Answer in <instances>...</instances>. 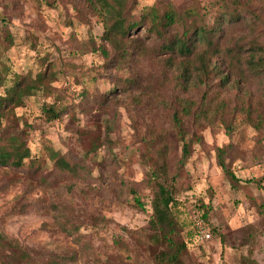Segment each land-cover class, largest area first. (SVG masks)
Masks as SVG:
<instances>
[{
	"label": "rangeland",
	"instance_id": "rangeland-1",
	"mask_svg": "<svg viewBox=\"0 0 264 264\" xmlns=\"http://www.w3.org/2000/svg\"><path fill=\"white\" fill-rule=\"evenodd\" d=\"M137 1L135 13L141 16L156 0ZM171 1L180 8L188 4V0ZM73 2L87 13L83 4ZM202 3L207 5L211 0ZM254 4L260 1L254 0ZM89 17L90 22L81 21L71 0H57L52 5L46 0H0V51L11 37L13 46L3 52L11 71L35 74L47 61L59 72L53 91L26 97L24 106L8 112L0 132L21 134L32 156L46 167L44 175L48 178L53 177L47 146L89 169L82 178L59 177L49 186L37 184L26 194V212L12 214L15 200L27 188V175L0 168V232L17 239L33 254H77L78 260L69 264H93L90 258L103 263L109 258L115 261L117 253L123 254L128 263L150 264L148 255L137 249L126 229H139L149 221L151 192L139 183L145 177L144 162H148L147 139L150 129L172 131L171 115L153 101L140 106L125 95L117 96L118 104L89 102L75 106L77 95L85 88L100 95L122 75L111 65L105 68L103 56L87 49L91 39L98 43L104 32L103 23ZM233 35L251 37L245 24L239 25ZM139 67L146 73H157L160 68L147 59ZM233 93L222 97L236 104ZM254 95L259 97L258 93ZM192 96L197 98L198 93ZM167 98L172 99V89H168ZM52 105H67L61 119L46 118L44 107ZM233 123L232 134L220 122L192 130L201 142L184 167L183 178L178 179V205L173 209L185 224V233L191 230L194 212L200 208L208 210L206 223L213 230L210 240L192 236L183 256L188 264H264V127L256 129L241 113L235 114ZM108 133L112 151L103 144L85 156L92 141ZM174 144L171 163L180 157V144ZM226 146L230 147L226 161L239 178L235 184L217 164L216 151ZM124 184L139 189L145 210L133 206L130 196L119 195ZM58 199L66 201L74 216L85 222L81 232L90 244L87 255H82L80 244L56 224L54 212L45 208ZM121 238L127 240L131 250L119 251L115 241Z\"/></svg>",
	"mask_w": 264,
	"mask_h": 264
},
{
	"label": "trees",
	"instance_id": "trees-1",
	"mask_svg": "<svg viewBox=\"0 0 264 264\" xmlns=\"http://www.w3.org/2000/svg\"><path fill=\"white\" fill-rule=\"evenodd\" d=\"M56 1L46 0L50 5ZM259 1L260 4L255 5L254 0H211L204 5L202 0H188V4L180 8L171 0H156L140 16L135 13L137 0H77L87 13L71 0L81 21L88 23L89 16H93L104 25L100 41L91 39V47L87 49L103 56L105 68L111 65L122 74L110 90L100 95L85 88L77 95L75 106L89 102L118 104L117 96L125 95L137 105L153 101L170 111L172 131L150 129L147 139L148 162H144L145 177L139 183L141 188L151 192L149 221L139 229H126L137 249L148 255L150 264H188L184 253L192 236H198L194 221L191 230L185 233V224L179 221L173 209L178 205V179L183 178L184 167L195 146L201 142L192 130L203 124L212 127L220 122L232 134L236 113H241L256 129L264 127V0ZM241 24L249 28V39L233 35ZM13 44V39L8 37L0 51V88L3 89L0 128L8 112L24 106L26 97L39 91L49 94L59 79L55 65L47 61H43V67L35 74L12 72L3 52ZM144 59L157 63L159 71L140 70L139 64ZM168 89H172L171 100L167 98ZM195 93H198L197 98L192 96ZM230 93L236 104H232L229 97H222ZM256 93L258 98H255ZM67 109V105L63 108L46 106L44 113L48 120H58ZM174 141L180 144V157L171 163ZM92 142L85 156L103 144L112 151L109 133L103 139L97 136ZM229 149V146L218 148L216 159L225 176L235 184L239 178L226 161ZM47 150L53 178L44 175L46 167L32 156L21 134L0 132V168L24 173L28 179L27 188L17 197L10 213L26 212V194L37 184L49 186L59 177L82 178V173L89 171L86 165L66 153L51 146H47ZM119 195L130 196L133 206L145 210L146 204L137 187L124 184ZM45 208L54 212L61 230L80 244L82 255L90 253V244L85 242L81 232L85 222L74 216L66 201L58 199ZM200 211L208 222V210L200 208ZM115 244L121 252L131 250L124 238L117 239ZM115 258L118 261L110 258L104 263L90 260L93 264H131L123 254L117 253ZM77 260V254H33L17 239L0 232V264H69Z\"/></svg>",
	"mask_w": 264,
	"mask_h": 264
},
{
	"label": "built area",
	"instance_id": "built-area-1",
	"mask_svg": "<svg viewBox=\"0 0 264 264\" xmlns=\"http://www.w3.org/2000/svg\"><path fill=\"white\" fill-rule=\"evenodd\" d=\"M193 221L196 228L197 235L202 239L210 240L212 235L210 232V228L206 221L202 217V213L200 211H195L193 215Z\"/></svg>",
	"mask_w": 264,
	"mask_h": 264
}]
</instances>
